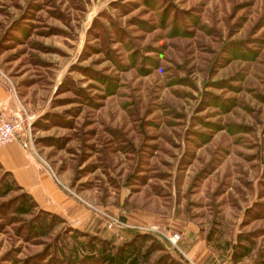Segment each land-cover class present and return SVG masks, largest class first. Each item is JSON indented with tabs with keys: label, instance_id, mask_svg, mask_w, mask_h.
<instances>
[{
	"label": "rangeland",
	"instance_id": "obj_1",
	"mask_svg": "<svg viewBox=\"0 0 264 264\" xmlns=\"http://www.w3.org/2000/svg\"><path fill=\"white\" fill-rule=\"evenodd\" d=\"M0 79L98 221L19 213L0 170V264H264V0H0Z\"/></svg>",
	"mask_w": 264,
	"mask_h": 264
},
{
	"label": "crops",
	"instance_id": "obj_2",
	"mask_svg": "<svg viewBox=\"0 0 264 264\" xmlns=\"http://www.w3.org/2000/svg\"><path fill=\"white\" fill-rule=\"evenodd\" d=\"M7 104L12 106L13 101L6 83L0 79V110L8 108ZM0 166L32 198L39 211L58 217L73 229L90 232L97 228L94 216L19 141L0 147Z\"/></svg>",
	"mask_w": 264,
	"mask_h": 264
},
{
	"label": "trees",
	"instance_id": "obj_3",
	"mask_svg": "<svg viewBox=\"0 0 264 264\" xmlns=\"http://www.w3.org/2000/svg\"><path fill=\"white\" fill-rule=\"evenodd\" d=\"M0 170H2L1 166H0ZM3 174L10 179L11 183L14 185L15 188L22 191V189L17 185V183L14 181V179L12 178L10 173L3 171ZM21 195H22L21 196L22 202H24V205L20 206V209H18L19 213L30 214L34 209H37V205L35 204V202L32 200V198L27 193L22 191ZM39 212L46 214V215H49L52 218H58L56 216L50 215V214L42 212V211H39ZM135 258H136V256L132 257L131 255H128L127 257L119 256L118 258L111 257L110 261L113 262L114 264H119V260H122V262L120 264H136L137 260ZM231 260H232L233 264H238L242 259H238L234 255Z\"/></svg>",
	"mask_w": 264,
	"mask_h": 264
},
{
	"label": "built area",
	"instance_id": "obj_4",
	"mask_svg": "<svg viewBox=\"0 0 264 264\" xmlns=\"http://www.w3.org/2000/svg\"><path fill=\"white\" fill-rule=\"evenodd\" d=\"M16 141V125L14 121L9 118H0V147ZM26 149V144H22ZM116 227L122 229V227L116 225ZM178 237L174 236L176 240Z\"/></svg>",
	"mask_w": 264,
	"mask_h": 264
}]
</instances>
